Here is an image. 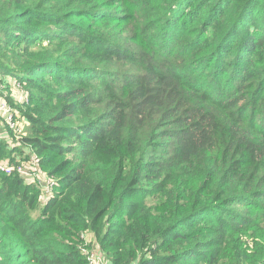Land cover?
Returning a JSON list of instances; mask_svg holds the SVG:
<instances>
[{"label": "trees", "instance_id": "16d2710c", "mask_svg": "<svg viewBox=\"0 0 264 264\" xmlns=\"http://www.w3.org/2000/svg\"><path fill=\"white\" fill-rule=\"evenodd\" d=\"M112 1L0 0V264H264V0Z\"/></svg>", "mask_w": 264, "mask_h": 264}, {"label": "built area", "instance_id": "2783aa9c", "mask_svg": "<svg viewBox=\"0 0 264 264\" xmlns=\"http://www.w3.org/2000/svg\"><path fill=\"white\" fill-rule=\"evenodd\" d=\"M0 96V115L5 119L6 125L14 131L19 130L21 127V122L17 119V110L14 106L6 100V97ZM21 103H28L29 97L28 94L24 91L22 95L19 97ZM39 160L34 159L33 162L29 161L25 164H20L18 167H13L6 164H0V170L11 173L13 171L18 172L20 175H24L26 178L31 181H35L37 184L42 186L46 192H51L53 188L57 185L58 181L54 177H47L42 174L41 168L39 166ZM45 173V172H44ZM83 253L87 256L90 261V264H106L103 261V257L98 253H94L93 251L83 250Z\"/></svg>", "mask_w": 264, "mask_h": 264}, {"label": "rangeland", "instance_id": "374dc122", "mask_svg": "<svg viewBox=\"0 0 264 264\" xmlns=\"http://www.w3.org/2000/svg\"><path fill=\"white\" fill-rule=\"evenodd\" d=\"M105 2H104V6L103 7H106V8H113V5L115 4H117V3H114V4H112L113 3V1L112 0H104ZM114 8H116V6L114 7ZM197 28H199L198 26H197ZM212 31V30H211ZM211 31H210V33H211ZM196 32H198V29L197 30H195L193 33H196ZM231 60H234L233 59V57L232 58H230ZM10 81V86H3V84L2 83H0V96H1V94L3 95L2 97H6V100H13V102H17V103H21V101H20V99H19V97L22 95V93H24V91H25V87H22V84L19 82V81H17V80H9ZM27 93V92H26ZM28 97H29V95H28ZM11 103V102H10ZM257 119H258V121L260 122L261 121V116L260 117H257ZM24 120V119H23ZM25 121V120H24ZM21 124H20V128H19V130H17V131H15V134H16V137H15V139L13 140L14 141V143H18V141L20 140L19 138L21 137V135H25L26 133H27V125L28 124H26V125H24L23 124V122H22V119H21ZM25 123H26V121H25ZM2 125H4L3 123H2ZM6 128V127H5ZM4 128V129H5ZM2 131H4L2 128L0 129V133L2 132ZM20 142H21V140H20ZM20 142L18 143V144H20ZM18 156V155H17ZM26 165V164H25ZM25 180L27 181V182H30L31 180L30 179H28V178H25ZM41 187V189H44L42 186H40ZM45 195L42 197V199L40 200L41 201V203L43 204V203H46V201L48 200V198L47 197H45ZM89 244V243H88ZM88 244L86 243L85 245H84V248L85 249H87L88 248ZM92 249H90L91 251H93L94 253H98L99 255H101L99 252H98V250L97 249H94L93 247H91ZM102 256V255H101ZM103 257V256H102ZM103 261L106 263V264H108V262H107V259H105L104 257H103Z\"/></svg>", "mask_w": 264, "mask_h": 264}]
</instances>
